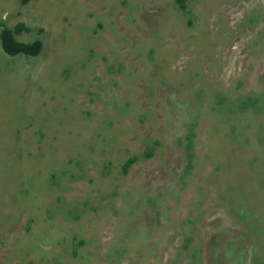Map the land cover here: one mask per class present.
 Masks as SVG:
<instances>
[{
    "label": "rangeland",
    "instance_id": "obj_1",
    "mask_svg": "<svg viewBox=\"0 0 264 264\" xmlns=\"http://www.w3.org/2000/svg\"><path fill=\"white\" fill-rule=\"evenodd\" d=\"M0 19L43 44L0 45V264H264V0Z\"/></svg>",
    "mask_w": 264,
    "mask_h": 264
},
{
    "label": "trees",
    "instance_id": "obj_2",
    "mask_svg": "<svg viewBox=\"0 0 264 264\" xmlns=\"http://www.w3.org/2000/svg\"><path fill=\"white\" fill-rule=\"evenodd\" d=\"M28 0H21L24 5ZM189 0H174L176 6L185 11ZM30 28L24 22H17L12 28L8 27L6 23L0 19V45L2 50L9 55L24 54V55H37L42 49V41L35 39L29 42H23L16 38V35L22 32H29ZM149 155V153H147ZM135 158H128L122 164V172L126 173L128 168L134 163Z\"/></svg>",
    "mask_w": 264,
    "mask_h": 264
}]
</instances>
